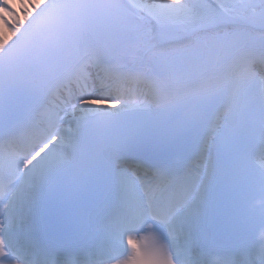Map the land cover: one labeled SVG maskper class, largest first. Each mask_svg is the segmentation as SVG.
<instances>
[{"label":"snow or ice","instance_id":"6c2138e0","mask_svg":"<svg viewBox=\"0 0 264 264\" xmlns=\"http://www.w3.org/2000/svg\"><path fill=\"white\" fill-rule=\"evenodd\" d=\"M125 246L264 264V0H0V264Z\"/></svg>","mask_w":264,"mask_h":264},{"label":"clouds","instance_id":"9594fccd","mask_svg":"<svg viewBox=\"0 0 264 264\" xmlns=\"http://www.w3.org/2000/svg\"><path fill=\"white\" fill-rule=\"evenodd\" d=\"M145 233L139 234V236H135L134 239L138 242L141 237H143ZM133 249L129 248V253H132ZM120 264H155V262L148 258V257H142L139 259H135L134 261H131L128 259V254H126L124 257L120 258Z\"/></svg>","mask_w":264,"mask_h":264}]
</instances>
